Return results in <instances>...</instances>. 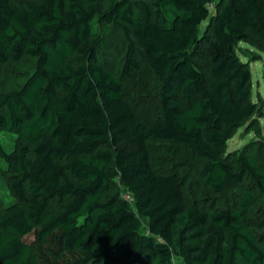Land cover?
Returning a JSON list of instances; mask_svg holds the SVG:
<instances>
[{
  "label": "trees",
  "instance_id": "16d2710c",
  "mask_svg": "<svg viewBox=\"0 0 264 264\" xmlns=\"http://www.w3.org/2000/svg\"><path fill=\"white\" fill-rule=\"evenodd\" d=\"M107 22L126 46L122 76L139 55L159 81L152 123L99 56ZM251 36L264 42V0H0V65L35 59L19 87L0 91V133L12 145L0 137L11 197L0 264H264V170L247 154L234 167L223 151L258 112L235 49ZM202 40L207 74L194 59ZM149 139L202 160L201 182L232 201L184 208L179 176L153 167ZM52 198L64 201L50 210Z\"/></svg>",
  "mask_w": 264,
  "mask_h": 264
},
{
  "label": "rangeland",
  "instance_id": "374dc122",
  "mask_svg": "<svg viewBox=\"0 0 264 264\" xmlns=\"http://www.w3.org/2000/svg\"><path fill=\"white\" fill-rule=\"evenodd\" d=\"M214 8L211 6V11ZM208 21H203L200 33L210 35ZM100 31L105 37L106 47L99 46V56L103 64L123 80L124 98L131 104L136 115L147 123H152L160 116L159 81L145 64L144 58L136 55L140 68L131 75L122 76L126 46L118 27L113 23H101ZM206 43L202 40L195 50L194 59L205 74L208 73L209 59L205 51ZM236 54L250 70V98L255 102L256 115L232 129L223 143L225 158L237 167L238 158L247 154L264 170V42L251 36L248 41H240L235 47ZM35 59L23 57L19 61H8L0 65V91L19 87L33 71ZM7 150L11 141L7 134L0 133ZM152 165L159 172H175L180 178L181 200L185 207L209 206L215 199L226 204L232 201L228 189L215 193L201 182L203 161L194 158L184 147L166 140H148ZM244 185L257 191L253 180L246 178ZM117 188L131 202L130 194L117 182ZM5 179L0 175V211L4 201L10 200ZM64 199L49 200L50 210L57 209ZM142 226L144 221L141 220ZM147 232V229L144 228ZM26 240L31 238L27 235Z\"/></svg>",
  "mask_w": 264,
  "mask_h": 264
},
{
  "label": "built area",
  "instance_id": "2783aa9c",
  "mask_svg": "<svg viewBox=\"0 0 264 264\" xmlns=\"http://www.w3.org/2000/svg\"><path fill=\"white\" fill-rule=\"evenodd\" d=\"M212 5L211 4H209V7H211Z\"/></svg>",
  "mask_w": 264,
  "mask_h": 264
}]
</instances>
